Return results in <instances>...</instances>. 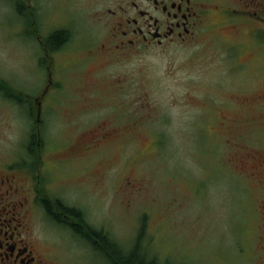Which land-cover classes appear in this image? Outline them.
<instances>
[{
  "label": "rangeland",
  "instance_id": "rangeland-1",
  "mask_svg": "<svg viewBox=\"0 0 264 264\" xmlns=\"http://www.w3.org/2000/svg\"><path fill=\"white\" fill-rule=\"evenodd\" d=\"M9 1L0 0V79L32 94L35 114L28 119L0 101V161L33 165L28 173L46 180L44 196L80 207L87 223L121 248L139 238L161 264H264V253L253 250L261 190L248 175L259 163L254 156H264V138L243 123L235 92L252 91V75L239 74L238 61L260 59L230 47L249 45L248 22L235 29L221 23L184 45L118 58L99 51L107 34L91 4L37 0L40 11L51 7L41 38L59 24L74 33L65 51L37 68L44 53L19 27L18 0L11 11ZM31 127L40 152L34 140L26 147ZM38 153L41 162L27 156ZM60 156L71 160L56 162ZM37 230L62 261L106 264L87 239L46 223Z\"/></svg>",
  "mask_w": 264,
  "mask_h": 264
},
{
  "label": "flooded vegetation",
  "instance_id": "flooded-vegetation-1",
  "mask_svg": "<svg viewBox=\"0 0 264 264\" xmlns=\"http://www.w3.org/2000/svg\"><path fill=\"white\" fill-rule=\"evenodd\" d=\"M74 1L84 5L91 4L95 18L106 30L107 41L98 48L103 54L120 58L122 55L127 56L138 51L164 50L170 46L184 45L196 39L204 30L217 29L221 23H230L235 29L238 28L237 25L248 22V39L251 40L249 45L233 43L230 47L238 46L242 48V52L249 51L257 60L264 58V0ZM51 3L54 4V0H46L47 6ZM12 6L11 0L9 3L5 2L4 7L8 11H11ZM13 7L22 17L19 26L21 31L29 42L34 43L36 48L39 47L44 53L39 61H34L37 68L42 67V61H54L56 55L65 51L74 34L69 24L54 25L44 32L43 38L38 32L45 28V20L50 17L51 7L49 11H45L44 7L40 11L37 0H18ZM40 18L42 22H39ZM58 32L63 33L60 36L63 37L61 41L54 36ZM256 48L261 49V53H258ZM260 60L253 63L238 61V73L252 75L249 77L252 91L247 88L235 92L238 94L236 96H239L238 99L242 98L243 123L248 128L258 127L253 131L260 138H264V61ZM14 89L13 91L12 84L7 79H0V101L19 107V111L23 110L20 113L28 119L34 117L35 111L28 99L32 94L24 93L16 87ZM36 94L35 127L40 134L42 95L38 89ZM32 129L33 127L30 129L26 147L34 140L40 152L41 139L34 135ZM27 156H37L41 162V153ZM254 158L256 163H259L248 175L258 184L261 198L256 202L260 221L258 227L256 226L259 233L253 250L264 253V156L261 161L259 156ZM66 160L71 158L60 156L56 162ZM63 166L69 167L67 164ZM258 166H261V169ZM32 167L33 165H30L29 169L20 167L16 161H0V264H69L62 261L60 256L52 255L40 237L37 225L46 223L52 227H61L84 239L90 236L91 225L87 223L82 209L71 204L68 199L67 201L56 194L44 196L41 189L46 186V180H41L40 176H30L28 170ZM50 167L52 166L47 160L43 162L42 169L45 172L48 173ZM50 180L54 179L50 177ZM64 181H67V177L63 178L62 182ZM69 184L65 183L63 186L68 187L66 185ZM67 191L68 189L64 194ZM256 221L257 217L252 227L257 224Z\"/></svg>",
  "mask_w": 264,
  "mask_h": 264
},
{
  "label": "trees",
  "instance_id": "trees-1",
  "mask_svg": "<svg viewBox=\"0 0 264 264\" xmlns=\"http://www.w3.org/2000/svg\"><path fill=\"white\" fill-rule=\"evenodd\" d=\"M62 32L56 33L54 36L61 41ZM166 138L163 135H157ZM166 143V142H165ZM90 236L87 240L92 243L94 250H99L105 258L106 264H161L155 257H150L140 247L139 238L134 241V244L129 249L121 248L116 242L111 240L101 230H95L90 227Z\"/></svg>",
  "mask_w": 264,
  "mask_h": 264
}]
</instances>
